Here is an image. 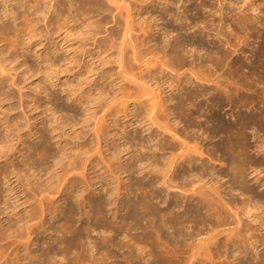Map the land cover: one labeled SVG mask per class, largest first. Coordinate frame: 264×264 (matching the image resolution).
Segmentation results:
<instances>
[{
    "label": "bare ground",
    "instance_id": "1",
    "mask_svg": "<svg viewBox=\"0 0 264 264\" xmlns=\"http://www.w3.org/2000/svg\"><path fill=\"white\" fill-rule=\"evenodd\" d=\"M16 1L17 5L19 4L17 9L12 10L9 6L5 8V13L10 16V20L5 22L0 17L2 23L0 42L7 47L6 51L0 53V71H4L6 65H8L13 66L15 70L14 76L9 75L13 79L15 76L25 79L26 75H31L32 78L40 75L41 79H39L40 77L37 78L39 82L36 87L37 90L39 88L38 94H35L37 101H50L49 96L51 95L48 93L50 88L60 87L65 89L59 78L60 73L67 71V74H69V71L79 68L80 61L76 58L77 55L74 54L76 51H72L75 56L65 58L66 56L62 55L65 56L62 59L59 54L67 43L62 47L61 42L63 40L57 41L55 39L58 33L63 34L65 32L68 37L71 36V29L81 31L80 25H78L79 21L84 24L81 26L86 25L90 29L89 31L95 38L99 34L97 31H100L98 29L103 27L104 21L105 25H108L109 23L106 20L111 18V25L114 23L115 26L107 28L104 25L108 36L101 40L95 38L94 43L98 49L103 44H110L108 46L110 51L113 50L117 53L118 67L117 72L110 75L111 77L107 78L108 75L102 77L105 82L103 83L110 88L107 91L104 90L106 89L104 87L101 88L104 91L99 89L101 87L99 77L98 79L94 77L95 79L91 80L89 91L86 93L82 91V87L77 88L70 85L71 83H66L68 89L66 88L62 92L67 93L66 97L68 99H73V102H81L83 107L86 108V113L83 112L85 119L82 117L84 125L80 127L81 130H77V126L79 127L81 124L76 123L77 120L74 121V118H76L73 117L74 115L73 118H68L70 114L65 116L64 112V115L61 113L63 116L57 117L61 110L57 113V108H55L51 112L50 106H46L49 109L43 106L47 110L42 109L44 113H52L49 120L45 117L41 118L43 117L41 114V117H38L41 121L38 122L34 119L35 121L31 122V120H28L25 125L27 129L20 126V117L15 116L16 118L13 119L10 117L11 112L17 110V108L12 105L4 109L5 106H1L4 103L13 101L14 97L5 87H2V83L6 82L9 76H3L0 73V121L6 130V133L0 136V164H6L0 168V206H2L0 207V242L10 240L0 245V264H196L198 262L200 264H214L212 256L219 247L226 249V252H228V254L226 253L227 258L231 254L229 252L233 250L240 254L244 253L246 258L249 252L248 249H250V254L257 251L259 243L253 241L255 240L254 236L250 235L249 231L252 230L250 223L253 224V221H249H260V218L256 215H260L262 211L264 212V209L262 211L258 209V205L262 204L260 201L263 202L264 199L262 194H259L260 192L258 193L254 186L250 185L248 172L250 170L256 172L259 166L263 171L264 160L261 159L262 162H260L252 158L251 151L256 149L264 157V139L253 146L254 142L252 145L247 131L250 128L258 130L264 127V113L260 114L259 117L257 116L259 115L258 109L255 111L257 115L252 110V112H246V114L238 112L234 123H228L223 119L221 111L219 112V110H224L227 107L240 109V107L246 105L244 103L253 102L256 97V95L254 97L256 90L248 84L250 83L248 78L251 79L253 75L252 77L251 75L249 77L242 76V71L246 68L238 58L236 60L239 62L232 61L228 65L226 64V67H229L227 68L229 76L228 74L226 78L224 76L223 81L222 78L220 79L217 76L219 80L215 75L217 81L209 80L214 73H212L214 69L216 70L217 67H220V69L221 67L225 68L224 64L230 60L232 53L229 57V53H223L217 48L216 52L213 53L216 54V58L213 57L214 59H212L210 55L209 57L212 60H203L206 56L203 55V59L202 57L199 58L198 53L197 57L202 61L196 62L199 61L198 58L196 57L197 60L192 61L190 56V53L194 52L196 48L190 49L192 50L190 52L188 49L190 38L188 37L187 40L185 34V37L183 36L181 39H174L175 37L171 36L173 32L168 29L171 32L170 35L168 34L170 37L165 38L163 35L164 40L158 38L161 40L159 41L156 39L159 42L153 39L158 33L156 30L159 31V27L162 26L158 25L160 19H158L159 14L157 11L160 12L159 10H161L163 13L168 14L166 16L170 15L175 19L177 26V23L184 25L183 22L187 20L185 16L187 14H183V10L182 13L177 12L181 9L178 5L182 3L181 6L184 8L186 6L183 7V4L187 1L120 0L119 4L123 3L122 6L118 4L119 0ZM250 1L242 0L241 3L234 4L241 13L239 22L238 19L236 20L238 22L236 25H238L242 34V37L239 36L242 38L240 39L241 42L238 39L242 48L240 46H237L239 49L236 46L234 47L238 52L240 50L244 53L242 49L248 47L247 43L250 42L249 38L247 39L249 37L248 31L249 33L251 31V37H255V41L256 39L260 40V45L258 44V48L254 46L256 50H254L255 48L252 49L251 58L249 61V58H247L248 62H246H250L254 70L258 69L259 71L260 68L261 72V68H264V30L259 29L261 25H264V18L262 17L264 0ZM175 6L177 8L175 9L176 12L172 10V7ZM222 7L217 8L218 10L215 12L213 8V13L215 14L217 11V13L220 11L223 13L226 10L224 8L227 6ZM150 8H152L151 10L155 8L157 11H151ZM123 9L124 11L126 9L127 12H123ZM19 10H22L21 14H19ZM249 11L252 13L250 16L247 14ZM143 12L147 17H144ZM225 13H227V10ZM101 15L102 17L105 15V17L102 18ZM99 17L102 19H99ZM224 17H226L225 14ZM224 17L223 20H225ZM148 19L153 20L151 30H149L150 26L145 24ZM174 19L170 21L174 22ZM204 20L206 19L204 18ZM202 22L206 23V21H200V23ZM41 23H44V29L40 28ZM212 23H214L213 20ZM135 25H140L139 27L146 25L145 29L146 27L149 28L150 33L147 32V29L139 30L143 31L144 36L148 34L145 40L143 39L144 36L143 38L140 36L144 41L138 39L139 35L136 34ZM172 25L174 24L172 23ZM180 26L182 28L178 29L184 30L183 33H185L187 25H184L185 27ZM262 27L264 29V26ZM174 29L172 28V30ZM208 29L206 30L208 31ZM25 31H28L29 34L26 35V39H23ZM217 31L222 32L219 28ZM235 31L237 32L238 29ZM134 32H136V35L133 34ZM177 32L179 31L177 30ZM163 34L166 35L167 33ZM224 35L222 34V36ZM8 36H12L15 40L12 42L10 40L9 43L6 42ZM135 36L138 38L136 39ZM219 36L222 37L221 33L217 32V37L219 38ZM152 42L155 44L152 45ZM226 43L228 44L229 41L226 40ZM226 43L224 47L221 45L220 49L225 50L224 48L228 46ZM253 43L257 42L253 40ZM202 44L200 46L198 43L197 47H202ZM203 46L205 47V45ZM230 46L233 47V44H230ZM33 51L38 57L35 56L36 60L39 59L38 64L40 62V66H44V70L39 65L35 69V67L28 64L27 53L31 54ZM198 51L200 50L198 49ZM227 51L233 52V55H235L236 50L227 49ZM126 53H129V58L134 61V65H139V67L136 66L138 72L134 73L135 66L126 64L128 60L125 61L123 58ZM11 54H13V59H10ZM209 54L207 53V55ZM187 57L188 60L191 59L190 62H188ZM244 57L247 56L244 55ZM154 61L162 64L161 72L152 69L154 63H156ZM151 63L153 64L151 65ZM186 65L191 67L188 70L190 69V74L192 73L195 76L196 80L193 76L195 81L201 80L203 82V80L208 79L207 81L210 83L208 85H211V82L212 85H216L217 88L213 85L215 92L212 89H209L212 92H208V89H205L206 87L203 88V86L197 85V82L193 79L190 81L187 74L185 76V73H182L184 75L182 76L177 71L179 66H181L179 69H182ZM175 66L178 67L177 70ZM212 66L216 68L212 69ZM62 67L66 70H61ZM205 68L208 74L211 73L210 77ZM210 68L212 71H210ZM173 69L178 73L176 72V77L172 78L169 74L173 72ZM201 69L202 71H200ZM80 71L71 73H73V77H82L84 72L80 73ZM200 72L201 74L206 72L205 76L208 75L207 78L201 75ZM159 73L163 75L161 80L158 78V75H161ZM259 73L255 75L259 76ZM255 75L254 77H257ZM227 76L230 80L238 77L240 81L237 82L233 79L232 81L235 80L236 82L230 83ZM15 79L12 87L21 84L17 83L18 81ZM101 81L103 80L101 79ZM192 81L195 83H192ZM130 84L134 85V89ZM193 84L196 85L195 87H201V89L197 91L195 89L190 90L191 87L188 88V85L193 86ZM115 87L117 88L115 89ZM18 88L20 91V108L22 109L25 107V102H27L25 100L29 96L20 87ZM242 90L252 94L242 95L240 93ZM169 92L178 93L173 96ZM262 92L260 96L261 94L264 95L263 90ZM258 95L257 97H259ZM28 101L30 102V99ZM31 101L34 103V99ZM118 102H121L122 106H120L123 108L121 111L117 109L119 112L115 116L110 110L115 106L114 103H117L118 108ZM48 104L46 103V105ZM120 106L119 108H121ZM37 108L40 107L37 106ZM114 108L113 111L116 110V106ZM62 110L64 111V109ZM98 110L102 113L98 114ZM69 111H72V109ZM108 118L111 119V123H109ZM71 119H74V124L70 123ZM66 127L71 128V132H66L64 130ZM110 127H114V130H108ZM139 127L147 133V139L141 137ZM24 128L26 132L19 134L22 129L25 130ZM140 133L142 134V132ZM204 135L205 137L201 138ZM92 136L93 138H91ZM167 136L170 140L173 139V142ZM217 138L225 139L226 143L223 144V148L222 145H215L207 151L206 145L212 144ZM51 139L52 141L55 139V143L60 148L54 153L47 145H51ZM15 140L18 145L17 150L10 154L7 150ZM189 142L196 144L191 146ZM56 144L53 141L52 145L56 146ZM221 149L228 156L230 168L227 173L218 174L216 167L206 164L203 156L205 152L216 156ZM24 151L26 152L24 153ZM16 156H19V158ZM17 159H22L21 162H18L24 166L23 168H20L21 165L18 162L17 164L20 167L14 164ZM198 161L201 163L195 168ZM43 171L47 175V178L44 177L45 179L38 176ZM89 172H91L90 175L94 174L93 177L89 175ZM255 176L257 182L263 181V177H259L260 174ZM223 178H227L230 183L227 192L224 183H222ZM262 185L264 186V183ZM171 189L176 191H171ZM102 192L105 195L102 196ZM237 192H239V195L236 197L234 195ZM53 194H55L54 197L56 195L59 198L65 197H63L62 205H57L59 200L52 201L50 196ZM240 195L247 197L241 199ZM133 196L138 198L133 200ZM239 196L240 198H238ZM238 205H240V210L234 211L233 208H238ZM22 206H24V209L18 210ZM27 207L30 209L27 210ZM181 208L182 213H180ZM260 208H263V206ZM20 211L23 212L20 213ZM252 213L257 214H253V216ZM47 215H51V220L60 218L63 215L65 216L64 223H59V226H49L50 219L46 220ZM1 216L6 217L3 220ZM75 220L80 221L81 225L76 226ZM242 220L247 221L250 226L245 222V227L240 228L241 224L243 225ZM4 221L8 223L6 224L7 227L3 225ZM207 224H212L213 227H209L205 233L208 237L204 238L201 237L204 235L201 226ZM232 224L237 226L220 229L232 226ZM253 230L255 231V229ZM223 233L227 234L223 235ZM43 235H45V238ZM222 235L225 236L222 237L224 240L220 238ZM41 236L48 240H40ZM37 245L39 247L43 246L40 250L41 253L36 251L37 249H32V246L36 248ZM21 248L26 251H23L25 253H22L23 255L21 254ZM238 256L236 255L237 263L242 260ZM249 256L251 257V255H248L247 260H249ZM255 258L257 257L255 256ZM263 258L261 256L257 263ZM262 260L259 264H262ZM251 262L248 264H251Z\"/></svg>",
    "mask_w": 264,
    "mask_h": 264
},
{
    "label": "rangeland",
    "instance_id": "2",
    "mask_svg": "<svg viewBox=\"0 0 264 264\" xmlns=\"http://www.w3.org/2000/svg\"><path fill=\"white\" fill-rule=\"evenodd\" d=\"M183 1H185V0H183ZM187 2H184L185 4H183V7L184 6H186V7H188V8H186V7H184V8H182V3H180V5H178V7H181V9H180V11H178L177 13H182L181 11L183 10V14L185 13V14H187V15H185L186 16V21H184L183 23H184V25H187L186 27L183 25V24H179V23H177L178 24V26L176 25V21H175V19L174 18H172L170 15L169 16H166V15H168V14H166L165 12L163 13L161 10H159L160 12H158L157 11V9H155V8H153V10H151L152 8H150L149 10H151V11H157V13L159 14V18L158 19H160V21L158 22V25L159 26H161V27H159L160 28V30H161V28H162V30L160 31H158V30H156V32H158V33H156V35L153 37V39H157V40H159V39H163L164 40V37H163V35L165 36V38H167V37H170L169 35H170V33L171 32H175L174 34L172 33L171 34V36H173V38L174 39H181V38H183V36L185 37V35H186V38H187V40L188 41H190V43H189V47H188V49L190 50V49H194V48H196V49H194L197 53H194V52H192V50H190V52H192V53H190V56H191V59H192V61H196L197 59H196V57L199 55V58H201L203 55H205L206 56V58H204L203 59V57H202V59L203 60H205V59H214V58H216V54H213L214 53V51L216 52V49L218 48V50H220L221 52H223V53H229V57H230V53H232V56H231V58H229L230 60L229 61H226V62H228V63H226L225 62V64H224V67L225 68H223V67H221V69H220V67H217V69L215 70H213L212 71V69L213 68H216V67H214V66H212L209 70L210 71H212V73L214 72H216L215 74L213 73L212 74V77H210L211 75V73L210 74H208V71H206V68H205V71L207 72V74L209 75V77H210V79L209 80H215V81H217L216 79L219 77L222 81H223V77L225 76V78H226V75L228 74V76H229V73L227 72V68H229L228 66L226 67V64L228 65L230 62H243L244 63V68H246V69H248V70H246V69H243V71H242V76L243 75H246V76H250L251 75V77H252V75H253V77L251 78V79H249L248 78V80H250V81H248V82H250V83H248V84H250V85H252V87H253V89L254 90H256V92L254 93V97H255V95H256V97L254 98V100H253V102L250 104L249 102L248 103H244V104H246V105H244L243 107H240V109H233L232 107H227L226 109H224V110H219V112L220 113H222V116H223V119L226 121V122H228V123H234V119H235V117H237V115H238V112L239 113H241V114H246V112H248V113H250V112H252V111H254V113L257 115V112H255V111H257V109H258V113H259V115H257V116H259L260 117V114H262V113H264V107H263V105H264V103H262V102H264V95L263 94H261V96H260V93H263L262 92V90L264 91V82H263V80H264V68H261V72H260V68H259V71H258V69H255L254 70V68L251 66V63L249 62V63H247L249 60H250V58H251V56H250V54H251V52H252V49H254V50H256V47L258 48V44L260 45V40H258V39H256V41H255V37L253 38V37H251V35H252V32L250 31V33H249V31H248V36L249 37H247V35H246V37H247V39L250 41V42H252V43H250L249 41H247V42H249V43H247L248 44V47L247 48H243L242 50L244 51V53H242V52H240V50H239V52L237 51V49H239L238 47L241 45V41H240V39H242V38H240L239 36H241L242 37V34H241V32H240V29H239V27H238V25H236V23H238L239 22V18H240V16H241V13H240V10H238L237 8V6L235 5L234 6V4H237L238 2H240L241 3V1L242 0H186ZM222 1V2H221ZM226 1V2H225ZM250 1V0H249ZM252 1V0H251ZM250 1V2H251ZM254 1V0H253ZM108 2V1H107ZM228 2H233V4H231L230 5V3H228ZM257 2V1H256ZM120 3V0H119V2H118V4ZM223 3V4H222ZM220 4H222L221 6H220ZM225 4V5H224ZM19 5V4H18ZM18 5H17V1L16 0H0V17H2L3 18V20L5 21V22H7V20H10V16L8 15V14H6L5 13V8L7 7V6H9L10 7V9H12V10H14V8H18ZM119 5H123V3L122 4H119ZM126 5V4H125ZM208 5V6H210V7H206V6ZM214 5H215V7H214ZM241 5V4H240ZM218 6V7H217ZM223 6V7H222ZM224 6L226 7H230V8H228L227 9V7L226 8H224ZM113 7H115L114 5H113ZM224 8V10L226 9L227 10V13H225L226 12V10L225 11H223V13H222V11H220L219 13H213V8H214V12L216 11V10H218V9H220V8ZM173 9L172 10H174L175 11V9H177L176 8V6L175 7H172ZM207 8V9H206ZM212 8V9H211ZM216 8V9H215ZM218 8V9H217ZM235 8V9H234ZM211 9V10H210ZM148 10V11H149ZM229 10V11H228ZM232 10V11H231ZM123 12H127L126 11V9H125V11H124V9L122 10ZM177 11V10H176ZM175 11V12H176ZM211 11V12H210ZM235 11H237L235 14H234V12ZM263 11H264V8H263ZM19 12V14H21L22 13V10H19L18 11ZM163 14H162V13ZM230 14H229V13ZM124 13V14H125ZM143 15H144V17H147L146 16V14L143 12L142 13ZM162 14V15H161ZM224 14H225V16L226 17H224ZM227 14V15H226ZM229 14V15H228ZM247 14H249V16L252 14L250 11L249 12H247ZM221 15H222V17H221ZM50 16V15H49ZM237 16H239V17H237ZM262 16V15H261ZM101 17H102V15H101ZM101 17H99V19H102L103 17H105V15L101 18ZM162 17V18H161ZM223 17L225 18V20H223ZM229 17V18H228ZM263 18H264V13H263V16H262ZM109 18V17H108ZM172 20H171V19ZM204 18L206 19V20H204ZM228 18V19H227ZM173 19H174V22H171V21H173ZM208 19V20H207ZM238 19V22L236 21ZM171 20V21H170ZM212 20L214 21V23H212ZM231 22H230V21ZM110 21V22H109ZM148 22H146L145 24L147 25V26H150L149 28H147L146 27V29H147V32L149 31V30H151V27H152V22H153V20L151 21V20H147ZM150 21V22H149ZM168 21H170V22H168ZM199 21V22H198ZM200 21H206V23L208 24H204L203 22L202 23H200ZM209 21V22H208ZM210 21H211V23H210ZM11 22V21H10ZM106 22H108L109 24L108 25H105V21H104V23H103V27L102 28H100V29H98V30H100V31H97L99 34L95 37L96 39H99V40H101V39H104V38H106V36H108V32L106 33L105 32V27L107 26V28H112L111 26H115V24L113 23L112 25H111V18H109V19H107L106 20ZM167 22L169 23V25L167 24ZM185 22H186V24H185ZM174 24V25H172L171 26V24ZM107 24V23H106ZM203 24V25H202ZM209 24H210V27H209ZM214 24V25H213ZM216 24V25H215ZM227 24H229L230 25V27H229V25H227ZM1 25H2V23L0 22V28H1ZM43 25H44V23L42 24L41 23V25H40V28L42 27V29H44L43 28ZM78 25H80V30L81 31H77V30H75V29H71V33H70V35L71 36H68L67 37V34L65 33H63V34H61V33H58V35H60V36H58L57 35V37H55V39H57V41H62L61 42V45H62V47L64 46V44H66V46L65 47H63V51H61V53L59 54V55H61V58L62 57H65V58H67V57H73V56H75V55H77V59L80 61V63H79V68L78 69H75V70H73V71H69L70 73L71 72H78V70L80 71V73H83V75H82V77H79V76H77V77H73V73H71V75H70V73L69 74H67V71L65 72V73H63V72H61L59 75H60V77H59V75H58V77L61 79V82L63 83V87L66 89H68V83H71L70 85H74V86H76L77 88H80V87H82V91L83 92H88L89 91V85H91V80L92 79H98V77H99V81L101 82V87L99 88L100 90H103V89H101V88H106V89H104V90H110V88H109V86L106 84H104L105 82H104V78H102L103 76H106V75H108V76H106L107 78L108 77H111L110 75H113V74H115L117 71V67H118V63H117V60H116V56H117V53H115V51H113V50H111L110 51V47L108 48V46H110V44L108 45V43H107V45L105 46L104 44V47H103V45H102V47L100 48V49H98L97 47H96V45H95V43H94V41H95V38H94V36H92V34H91V31H89L90 29L85 25L84 27L83 26H81V25H84L81 21H79L78 22ZM104 25H105V27H104ZM146 25H144L143 27H139L138 25L136 26L135 25V31L137 32H134L133 34L134 35H136L137 34V36L139 37H136V39L138 38L140 41L142 40V41H144L145 40V37H147L148 36V34L146 35V36H144L143 35V31H139V30H142V29H145V26ZM180 25H182V26H184L185 28H186V31H185V33H183L184 32V30H180L182 27L180 26ZM191 25H192V27H191ZM202 25V26H201ZM205 25V26H204ZM217 25H219L218 27H217ZM234 25V26H233ZM237 26V28H236V26ZM259 26L261 25V24H258ZM257 25V27H259ZM110 26V27H109ZM169 26H171V27H169ZM173 26H175V27H173ZM190 26V27H189ZM195 26H198V27H195ZM223 26V27H222ZM261 26H264V25H261ZM261 26H260V29L259 30H264L263 29V27L261 28ZM202 29H205V30H202ZM216 27V28H215ZM104 28V29H103ZM165 29V31H164V29ZM172 28H175L174 30H172ZM178 28H180V29H178ZM209 28V29H208ZM211 28V29H210ZM218 28H219V30H222V32L220 31H217L218 30ZM223 28H224V30H223ZM145 29V30H146ZM149 29V30H148ZM168 29H171V32H170V30H168ZM202 30V32H201V30ZM206 29H208V31L206 30ZM217 29V30H216ZM238 29V36H237V32L235 31V30H237ZM167 30H168V32H167ZM177 30L179 31V32H177ZM188 30V31H187ZM199 30V31H198ZM216 30V31H215ZM102 31H104V32H102ZM198 33H197V32ZM205 31V32H204ZM139 32V33H138ZM146 31H145V33H147ZM152 32V31H151ZM188 32V33H187ZM200 32V33H199ZM207 32V33H206ZM217 32L218 33H221V36H222V34L224 35V34H226V35H224V36H222V37H220L219 36V38L217 37ZM224 32V33H223ZM136 33V34H135ZM141 33V34H140ZM148 33H150V31L148 32ZM163 33H167L166 35L165 34H163ZM187 33V34H186ZM234 33V34H233ZM236 33V34H235ZM29 34V32L28 31H25L24 32V37H23V39H26V35H28ZM152 34V33H151ZM150 34V35H151ZM169 34V35H168ZM185 34V35H184ZM230 34V35H229ZM232 34V35H231ZM62 35V36H61ZM65 35H66V37H65ZM168 35V36H167ZM100 36V38H98ZM140 36H142V38H143V36H144V40L140 37ZM159 36V37H158ZM208 36V37H207ZM216 36V37H215ZM238 38H237V37ZM245 36V35H244ZM61 39H60V38ZM93 37V38H92ZM103 37V38H102ZM134 37V38H135ZM155 37H157V38H155ZM162 37V38H161ZM189 37V38H188ZM230 37V38H229ZM250 37H251V39H250ZM64 38V39H63ZM141 38V39H140ZM159 38V39H158ZM172 38V37H171ZM172 38V39H173ZM222 38V39H221ZM152 39V38H151ZM152 39V40H153ZM220 39V40H219ZM230 39H231V41H230ZM238 39H239V41L240 42H238ZM0 40H1V38H0ZM11 40V41H10ZM15 39L12 37V36H8V37H6V42H8L9 43V41L10 42H12V41H14ZM67 40V41H66ZM154 40V41H155ZM156 40V41H157ZM193 40V41H192ZM199 40V41H198ZM222 40V41H221ZM225 40V41H224ZM226 40H227V42L229 41V43L227 44L226 43ZM253 40H254V42H257V43H253ZM64 41H66V42H64ZM139 41V42H140ZM148 41H149V39H148ZM153 41V42H154ZM156 41H155V43H156ZM159 41H161V40H159ZM159 41H157V42H159ZM194 41H196V42H198L199 43V45L200 44H202L203 42L205 43H203L202 44V47H204L203 45H205V47L204 48H202V47H200L199 45V47H197V44H196V42L194 43ZM259 41V42H258ZM152 42V45L153 44H155V43H153ZM231 42V43H230ZM225 43H226V45H228V46H226L224 49L225 50H223V48H221L220 49V46L222 45L223 47L225 46ZM238 43H240V44H238ZM193 44H195V45H193ZM224 44V45H223ZM230 44L232 45L233 44V47H231L230 46ZM237 44V45H236ZM254 44H256V45H254ZM5 44L4 43H1L0 42V53L2 52V51H6L7 50V47L6 46H4ZM69 45V46H68ZM191 45V46H190ZM208 45V46H207ZM211 45V46H210ZM253 45V46H252ZM193 46V47H192ZM195 46V47H194ZM221 46V47H222ZM234 46H236V48L234 47ZM238 46V47H237ZM254 46H256V47H254ZM67 47V48H66ZM70 47V48H69ZM73 47V48H72ZM106 47V48H105ZM208 49H207V48ZM215 47V48H214ZM231 47V48H230ZM241 47V46H240ZM252 47V48H251ZM69 48V49H68ZM104 48V49H103ZM200 50V51H198V49ZM201 48H202V51H201ZM215 50H214V49ZM242 48V47H241ZM251 48V49H250ZM67 49V50H66ZM74 49V50H73ZM102 49V50H101ZM227 49H229V50H231V51H235V52H238V53H235L234 52V54L235 55H233V52H230V51H227L226 52V50ZM233 49V50H232ZM65 50V51H64ZM210 50H211V52H210ZM20 51H22V50H20ZM70 51V52H69ZM72 51H76L75 53L74 52H72ZM206 51V52H205ZM65 52V53H64ZM205 52V53H204ZM209 52H210V54H209ZM12 53H14V52H12ZM18 53V52H17ZM22 53V52H21ZM34 53V51L33 52H31V54L30 53H27V62H28V64H30L32 67H35V69H37L38 68V65L40 66V62H39V64H38V61H39V59L38 60H36L38 57H37V55H35V53ZM41 53V52H40ZM71 53H72V55H71ZM75 55H74V54ZM77 53V54H76ZM199 53V54H198ZM207 53L209 54V55H207ZM26 54V53H25ZM116 54V55H115ZM194 54H196V55H194ZM198 54V55H197ZM241 55V57H240V55ZM243 54V55H242ZM39 55V54H38ZM62 55H65V56H62ZM68 55V56H67ZM115 55V56H114ZM128 55V56H127ZM201 55V56H200ZM211 55V56H210ZM214 55V56H213ZM244 55H246L247 57H244ZM250 57H249V56ZM37 58H36V57ZM129 53L127 54L126 53V55L123 57L124 58V60L125 61H127L128 60V62H130V63H126V64H131V65H133V66H135V71H134V73H136V71L138 72V68L136 69V66H138L139 67V65H134V61L132 60V59H130L129 58ZM189 56V57H190ZM195 56V57H194ZM211 58H210V57ZM193 57V58H192ZM214 57V58H213ZM126 58V59H125ZM198 58V57H197ZM198 58V60L199 61H196V62H200V61H202L201 59H199ZM238 58V60L239 61H237L236 59ZM247 58H249L248 59V61H247ZM10 59H13V54H11V57H10ZM63 59V58H62ZM191 59L189 58V60L191 61ZM194 59V60H193ZM196 59V60H195ZM211 59V60H212ZM236 61H235V60ZM241 59V60H240ZM116 60V61H115ZM187 60H188V57H187ZM188 60V62H190ZM228 60V59H227ZM245 60V61H244ZM254 60V59H253ZM124 61V62H125ZM247 61V62H246ZM154 62H156V63H154ZM153 63H154V65H153V67L154 68H152L153 70L154 69H156V71L157 72H161L160 70H162V64L161 63H158L157 61H154ZM64 63V62H63ZM62 63V64H63ZM88 63V64H87ZM153 63H151V65L153 64ZM159 65H158V64ZM247 63V64H246ZM61 64V65H62ZM136 64V63H135ZM250 64V65H249ZM64 65V64H63ZM130 65V66H131ZM150 65V66H151ZM161 65V66H160ZM159 66V67H158ZM37 67V68H36ZM43 68L44 66H40V68ZM132 67V66H131ZM190 66L189 65H186L185 67H182V69H179V68H181V66H179V68L178 67H176L175 66V68H176V70H177V68H178V72L179 73H181V75L182 76H184L183 74L185 73V76H186V74L188 75V79H190V81L193 79L194 80V78H195V76L191 73L190 74V69L188 70V68H189ZM250 67V68H249ZM39 68V69H40ZM63 69H61V70H66L64 67H62ZM133 68V67H132ZM157 68H159V69H157ZM174 68V67H173ZM174 68V69H175ZM191 68V67H190ZM223 68V69H222ZM172 69V68H171ZM170 69V70H171ZM174 69L172 70L173 72L171 73V74H169V75H171L172 76V78L173 77H176L175 75H176V72L177 71H174ZM197 69V68H196ZM43 70H44V68H43ZM56 70H58V69H56ZM194 70H195V68H194ZM193 70V71H194ZM219 70V71H218ZM226 70V71H225ZM244 70H245V72H244ZM193 71H191V72H193ZM197 71H198V69H197ZM196 71V72H197ZM200 71H202V69L200 70ZM203 71H204V69H203ZM209 71V72H210ZM229 71H230V69H229ZM249 71H251V72H249ZM256 71V72H255ZM263 71V72H262ZM177 72V73H178ZM195 72V71H194ZM206 72H204L205 74H206ZM218 72V73H217ZM225 72V73H224ZM244 72V73H243ZM249 72V73H248ZM261 74H260V73ZM0 73H2V75L3 76H11V75H15V70L13 69V66H8V65H6V69L4 70V71H0ZM183 73V74H182ZM246 73V74H245ZM254 73V74H253ZM257 73H259V76H257L258 74ZM96 74V75H95ZM105 74V75H104ZM159 74H161V73H159ZM174 76H173V75ZM200 74H201V72H200ZM205 74H201V75H203L204 77H206L207 78V76L208 75H206L205 76ZM248 74V75H247ZM255 74H257V75H255ZM95 75V76H94ZM169 75H168V77H169ZM191 75H192V77H191ZM217 77H215V76ZM220 75V76H219ZM221 75H223L222 77H221ZM254 75L255 76H257V77H254ZM260 75H262V76H260ZM7 76V77H8ZM8 77V80L6 81V82H4V83H2V87H5V89L9 92V93H12L13 94V101H11V102H7V103H4V104H2L1 106H5L4 107V109H6V108H8L9 106H15V108H17V110H15V111H12L11 112V115H10V117H12V119L13 118H16V117H20V126H23V127H25L26 128V124H27V121L28 120H31V122L32 121H35V120H37L38 122L39 121H41V119H39L38 117L42 114L43 115V117H41V118H47L48 120L51 118V115L50 114H52L51 112H53V109L55 110V108H57L56 109V111H57V113H59L58 111H63L62 109H64V111L63 112H61L60 111V114H57V117H59V116H63L64 115V112H65V116L67 115H69L68 116V118H73V117H76V118H74V119H71V121H70V123L72 124L73 123V120L76 122V120L78 121V122H76V123H79V127L77 126V130H81V128L80 127H82V125H84V123H83V118L85 117L84 115V113H86L85 111H86V108L85 107H83V105L81 104V102H73V99H68V97H66L67 96V93H65V92H62L63 90H65V89H61L60 87H52V88H50V90H49V92L48 93H50V95L51 96H49L50 97V101L49 100H46V102H45V100H44V102H42L43 103V105H42V103L40 102V101H37V94H38V90H39V88H38V90H37V84H38V80L39 79H41V77H40V75H39V77L38 76H35V77H31V75L29 76V75H26V77H25V79H27V78H29L27 81L23 78V77H14V79L15 78H17L18 80H16V81H18L17 83H21L20 85H17L18 87H20L22 90H23V92H25V93H27L28 94V96H29V98L28 99H30V102L28 101V99L27 100H25V101H27V102H25V107L24 108H20V98H19V93H20V91H19V88L17 87V86H14V87H12V83H13V78H11V77ZM12 76V77H13ZM67 76V77H66ZM81 76V75H80ZM171 76H170V78H171ZM193 76H194V78H193ZM213 76H214V78H213ZM227 76V77H228ZM95 77V78H94ZM204 77H203V79H204ZM261 77V78H260ZM37 78H39V79H37ZM89 78H91V79H89ZM113 78V77H112ZM112 78H111V80H112ZM158 78H160V80L163 78V75L161 74V75H158ZM205 78V79H206ZM218 78V79H219ZM224 78V79H225ZM229 78V77H228ZM227 78V79H228ZM237 78L238 77H235V78H231V80H230V78L228 79V81L230 80V83L231 82H233L232 80L233 79H235L237 82L238 81H240V79L238 78V80H237ZM260 78V79H259ZM101 79L103 80V81H101ZM219 79V80H220ZM257 79H258V81H257ZM263 79V80H262ZM109 80H110V78H109ZM195 80H196V78H195ZM194 80V81H195ZM198 80V79H197ZM208 80V79H207ZM207 80H203V82H205L206 83V81ZM234 80V82H236ZM253 80V81H252ZM261 80V81H260ZM26 81V82H25ZM42 81H44V80H42ZM192 81V83H195V82H197L196 84L198 85L199 84V86H203V88H205L208 92H212V91H214L215 92V89H214V86H215V88H217V86L216 85H212V82H211V85H208V84H210V83H208V81H207V83L205 84V83H203L201 80H198V81ZM68 82V83H67ZM84 82V83H83ZM104 82V83H103ZM233 82V83H234ZM251 82H257V83H254V85H253V83H251ZM260 82V83H259ZM67 83V84H66ZM82 84H84V85H82ZM103 84V85H102ZM255 84H258V85H255ZM106 87H105V86ZM152 86H153V84H151ZM208 85V86H207ZM108 86V87H107ZM130 86L131 87H133L134 85L132 84H130ZM151 86V87H152ZM196 85L195 84H193V86H190V85H188V88H190L191 87V89L190 90H192V89H195V91H197L198 89H201V87L200 88H198V87H195ZM210 86H213L212 88L210 87ZM254 86H256V87H254ZM153 87H155V86H153ZM152 87V88H153ZM210 87V88H209ZM246 87L248 88V86L246 85ZM88 88V89H87ZM117 87H115V89H116ZM197 88V89H196ZM133 89H134V87H133ZM209 89H212V91H210ZM214 89V90H213ZM21 90V91H22ZM103 90V91H104ZM131 90V89H130ZM244 90H242L240 93L243 95H251L252 93H247V91H244ZM259 91H261L260 93H259ZM37 92V93H36ZM81 92V91H80ZM249 92V91H248ZM258 92V93H257ZM52 93V94H51ZM169 93H171V92H169ZM178 92H176V93H171V94H173V96H175L176 94H177ZM257 93V94H256ZM36 94V95H35ZM259 94V95H258ZM257 95L259 96V97H257ZM210 96V95H209ZM208 96V97H209ZM65 97V98H64ZM32 99H34V103H36V104H34V103H32L33 101H31ZM65 100V101H64ZM69 100V101H68ZM205 100V99H204ZM48 101H49V104H48ZM55 101V102H54ZM51 102H52V104H51ZM54 102V103H53ZM9 103V104H8ZM40 103V104H39ZM46 103L48 104V105H46ZM120 103V104H119ZM124 103V102H123ZM122 103V104H123ZM37 104H39V105H37ZM45 104V105H44ZM54 104V105H53ZM38 107H40L39 109L37 108V106ZM41 105V106H40ZM53 107H52V106ZM116 106V110H114L113 111V109H115L114 107ZM114 105H112V106H114V107H112L111 108V113L112 114H118V112L119 111H117V109L118 110H122V108L123 107H121L122 105H121V102H118V105L121 107V108H119V106H118V108H117V103L115 104L114 103ZM124 105V104H123ZM43 106H50L49 108L51 109L50 111L51 112H47V113H44V112H42V109H45V108H43ZM56 106V107H55ZM52 107V108H51ZM46 108H48V107H46ZM48 108V109H49ZM84 108V109H83ZM23 109H25V110H23ZM65 109H66V111L68 110H71L72 109V111H65ZM45 110H47V109H45ZM45 110H43V111H45ZM100 110V109H99ZM99 110H98V112H99ZM252 110V111H251ZM113 111V112H112ZM42 112V113H41ZM84 112V113H83ZM24 113H26L25 115H24ZM61 113L63 114V115H61ZM74 113V114H73ZM76 113V114H75ZM102 112H99L98 114H101ZM48 114V115H47ZM74 115V116H73ZM103 115V114H102ZM264 115V114H263ZM16 116V117H15ZM49 116V117H48ZM73 116V117H72ZM100 116V115H99ZM116 116V115H115ZM120 116V115H119ZM83 117V118H82ZM101 117V116H100ZM38 118V119H37ZM111 118V117H110ZM110 118H108V121H109V123H111L110 122ZM35 119V120H34ZM80 119H82V120H80ZM85 119V118H84ZM74 124V123H73ZM71 126V125H70ZM94 126V125H93ZM92 126V127H93ZM39 127V126H38ZM41 127V126H40ZM24 128V129H25ZM262 128H264V127H261V128H259L258 130L257 129H249L248 131H247V134H248V137L249 138H251L250 140H251V144L254 142V145L253 146H255L256 144L255 143H260L261 141L260 140H262V139H264V129L262 130ZM27 129V128H26ZM26 129L25 130H23V132H21L20 131V133L19 134H21V133H24V132H26ZM71 129V128H70ZM70 129H69V127H66V128H64V130L66 131V132H69L70 131ZM141 128L139 127V134L140 135H142L141 137H144L145 139H147V133L146 132H143V129H141ZM5 129H4V126H3V124L1 123V121H0V136H1V134H5L6 133V130L4 131ZM108 130H110V131H112V130H114V127H110ZM131 130V129H130ZM254 131H255V133H254ZM71 132V131H70ZM140 132H142V134L140 133ZM18 134V133H17ZM199 134H202V133H199ZM258 135H259V137H261V139H259V137H258ZM255 136H256V138H255ZM168 137V136H167ZM203 137H205V135L204 136H202L201 138H203ZM263 137V138H262ZM91 138H93V136L91 137ZM90 138V139H91ZM258 138V139H257ZM168 139L170 140V138L168 137ZM221 139V140H220ZM224 138H217V139H215L214 140V142L212 143V144H209V145H206L207 146V151L210 149H212L215 145H217V146H219V145H222V148H223V144L224 143H226L225 142V139L223 140ZM258 140V141H257ZM51 141H52V139H51ZM50 141V142H51ZM53 141H54V144H56L55 142H56V140L55 139H53ZM53 141L50 143L51 145H49V144H47L48 145V147H49V149L51 150V151H53V153L54 152H56L57 150H59L60 148H59V145H57L56 144V146L55 145H52L53 144ZM170 141H172L173 142V139H171ZM260 141V142H259ZM190 143V145L191 146H194L196 143H194V142H189ZM206 143V142H205ZM0 146H1V143H0ZM17 141L15 140L14 142H12V145H11V147L9 148V150H7V151H9L8 153H14V152H16V148H17ZM21 148V147H20ZM59 148V149H58ZM1 149V148H0ZM6 151V152H7ZM26 151H24V153H25ZM131 154H132V151H131ZM206 154V155H205ZM205 154H204V156H203V158H204V161H205V163L206 164H208L209 166H212V167H216V172H218V174H222V173H224V172H228V170H229V168H230V162H229V159H228V156L225 154V151L223 150V149H221V151L218 153V155H216V156H213V155H210V153H206L205 152ZM9 155V154H8ZM168 156V155H167ZM251 156H252V158H254V159H257V161H260V162H262V160H264L263 158V155H262V153H259L256 149L255 150H252L251 151ZM17 158H19V156H16ZM128 157V156H127ZM126 158V157H125ZM35 159V158H34ZM262 159V160H261ZM20 160H22V159H17V161L15 160V162H14V164H16V165H18L17 164V162L18 161H20ZM21 162V161H20ZM19 163V162H18ZM201 162L200 161H198V165L195 167V168H197L198 166H199V164H200ZM39 164V163H38ZM4 165H6L5 163H2V164H0V168L2 167V166H4ZM15 165V166H16ZM19 165H21V167L19 166ZM19 165L17 166V167H20V168H23L24 166L22 165V164H20L19 163ZM9 166V165H8ZM260 167V168H259ZM258 167V170L256 171L257 172V174H260V176L259 177H263V181L262 182H257V180H256V176L255 175H257L256 174V172H254V171H252V170H250L248 173H249V182H250V185L253 187L254 186V188H255V190L259 193V194H262V196H263V199H264V186L262 185L263 183H264V167H263V171H262V168H261V166H259ZM81 171V170H80ZM80 171H77V172H80ZM76 172V173H77ZM220 172V173H219ZM45 173V171H43L40 175H38V176H42L43 177V179H45V178H47V175L46 174H44ZM75 173V174H76ZM90 173L91 172H89V175H90ZM255 173V174H254ZM31 174V173H30ZM37 174V173H36ZM251 174V175H250ZM46 175V176H45ZM77 175V174H76ZM93 175L94 174H91L90 176L91 177H93ZM254 175V176H253ZM78 176H80L79 174H78ZM45 177V178H44ZM32 178V177H31ZM224 180H222V183H224V188L226 189H223V190H225L226 192L229 190V186H230V183L228 182V179L227 178H223ZM32 181H33V183H35L34 182V179H32ZM16 185H17V183H15ZM14 184V186H16ZM13 186V187H14ZM23 190V189H22ZM171 191H176V190H173V189H171ZM177 193H179V192H177ZM225 194V193H224ZM54 195L55 194H53L52 196H50V198L52 199V201H58V204L57 205H62L63 204V202L62 201H64L63 200V197H58V195H56L55 197H54ZM103 195H105L104 194V192H102V196ZM237 195H239V192H237V194L235 193V195L234 196H236L237 197ZM241 196V195H240ZM240 196L238 197V198H240ZM243 197V198H242ZM244 197L245 196H241V199H244ZM247 197V196H246ZM245 197V198H246ZM59 198V199H58ZM65 198V197H64ZM138 197H136V198H134V196L132 197V199L133 200H136ZM262 199V200H263ZM23 201V200H22ZM62 202V203H61ZM57 203V202H56ZM260 203H262V204H259L258 205V209H260L261 211L264 209V200H263V202L262 201H260ZM15 204V203H14ZM13 204V205H14ZM193 204H195V202H193ZM192 204V205H193ZM255 204V203H254ZM257 204V203H256ZM255 204V205H256ZM260 205H262L263 206V208H260V207H262V206H260ZM27 206V205H26ZM260 206V207H259ZM0 207H2V206H0ZM240 205H238V208H233L234 209V211H239L240 210ZM26 208V207H25ZM24 209V206H22L20 209H18V210H23ZM30 208H28L27 207V210H29ZM257 210V209H256ZM260 210H258L259 212H261ZM258 211H253V212H257V213H259ZM23 211H20V213H22ZM263 212V211H262ZM261 212V214H263L264 215V212L262 213ZM180 213H182V208H181V210H180ZM256 213V214H257ZM12 214V213H11ZM254 213H252V215H253ZM256 214H254V215H256ZM260 214V215H261ZM253 215V216H254ZM259 214H257L256 216H258L259 218H260V221H254V220H251V221H249V222H252L253 221V224L252 223H250L251 224V228H252V230L253 229H255V231L253 230H251V231H249L250 232V235L252 234V236H254L253 238L255 239V240H253V241H256V242H258L259 244L257 245L258 246V248L259 249H257V251H254V252H256V253H251L250 254V249H248L249 250V252H248V254L246 255L247 256V258L245 257V254L244 253H242V254H240L239 252L237 253V252H235L236 250H233V251H231V252H229V253H231L230 255H228V257L229 258H227V254H228V252H226V249L224 248V247H219V249L218 250H215L214 251V254H213V256H212V259H214L213 261H214V264H234L235 262H236V264H240V262H242L243 264H245L246 262V264H248V263H250V261H252L251 262V264H259L260 262H261V260H260V262L259 263H257L258 262V259H260L261 258V256L262 257H264V216H260ZM12 216V215H11ZM48 217H46L47 219L46 220H51V215H47ZM4 217H6V216H4ZM3 216H1V218L3 219L4 218ZM64 217L65 216H60V218H56L55 220H49V222H50V224H49V226H59L60 224H62V223H64ZM261 217H262V219H261ZM4 220V219H3ZM2 220V221H3ZM243 220H246V219H243ZM242 220V223H243V225L241 224V226H240V228H243V227H245V225H246V223H248L247 221H243ZM248 220V219H247ZM53 222V223H52ZM62 222V223H61ZM60 223V224H59ZM245 223V224H244ZM6 224H8L7 222L5 223V221L3 222V225H5L6 226ZM250 224L248 223L247 225H249L250 226ZM75 225L76 226H79V225H81V222L80 221H78V220H75ZM8 226V225H7ZM6 226V227H7ZM52 226V227H53ZM235 226H237L236 224H234V226H233V224H232V226L230 225V226H226V227H222V228H220V229H229V228H232V227H235ZM202 227V229H203V232H204V235L203 236H201V237H204V238H206V237H208V235L206 234L205 235V233L208 231V229H209V227H213V225L212 224H207V225H205V226H201ZM245 229H248V228H245ZM250 230V229H249ZM255 232V233H254ZM253 233H254V235H253ZM225 234H227V233H223V235H225ZM249 234V233H248ZM256 234V235H255ZM220 236V238L221 239H223L224 240V238H222V237H225V236ZM44 236V238H45V235H43ZM43 236H41V239L40 240H42L43 241ZM251 236V237H252ZM34 237V236H33ZM249 238H250V236H249ZM253 238H251V239H253ZM25 239V238H24ZM23 239V240H24ZM33 239V238H32ZM259 239V240H258ZM44 240H48V239H44ZM262 242H261V241ZM7 241H10V240H7ZM6 241V242H7ZM5 241H3V242H0V245L1 244H3ZM5 242V243H6ZM41 242V241H40ZM261 242V243H260ZM262 246H261V245ZM38 246V245H37ZM37 246H36V248L34 247V246H32V249L34 248L36 251H38L39 253H41L40 252V250H42L41 248H43V246H41V247H39L38 246V248H37ZM22 249V248H21ZM20 249V250H21ZM263 249V250H262ZM22 252H21V254L22 253H24V252H26V251H24V248L21 250ZM24 251V252H23ZM11 252V251H10ZM37 252V253H38ZM260 252V253H259ZM227 253V254H226ZM235 253V254H234ZM237 253V254H236ZM25 254V253H24ZM244 254V255H243ZM23 255V254H22ZM236 255L238 256V255H241V256H238L240 259L242 258V260L243 261H245V262H243L242 260L239 262V263H237V261H236ZM248 255H251V257L249 256V260H247L248 259ZM259 255H260V257H259ZM253 256H254V260H253ZM255 256L257 257V258H255ZM259 257V258H258ZM246 258V259H245ZM247 260V261H246ZM249 261V262H248ZM241 263V264H242ZM264 263V258H263V260H262V264ZM196 264H200L199 262L198 263H196Z\"/></svg>",
    "mask_w": 264,
    "mask_h": 264
}]
</instances>
